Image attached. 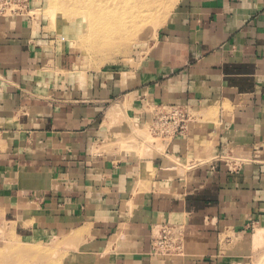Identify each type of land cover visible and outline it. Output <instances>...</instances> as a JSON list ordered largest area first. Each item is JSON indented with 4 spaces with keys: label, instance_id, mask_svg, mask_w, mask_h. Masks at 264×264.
I'll return each mask as SVG.
<instances>
[{
    "label": "crops",
    "instance_id": "obj_1",
    "mask_svg": "<svg viewBox=\"0 0 264 264\" xmlns=\"http://www.w3.org/2000/svg\"><path fill=\"white\" fill-rule=\"evenodd\" d=\"M157 1L134 66L101 73L71 25L0 17V211L95 264H243L264 227V0ZM161 107L187 114L162 153L119 146ZM165 225L171 257L151 252Z\"/></svg>",
    "mask_w": 264,
    "mask_h": 264
},
{
    "label": "rangeland",
    "instance_id": "obj_2",
    "mask_svg": "<svg viewBox=\"0 0 264 264\" xmlns=\"http://www.w3.org/2000/svg\"><path fill=\"white\" fill-rule=\"evenodd\" d=\"M38 1L40 4L36 9L29 10L27 14L34 18L50 19L45 12L50 0ZM70 1L55 0V3L59 11L63 8L67 11ZM102 7L106 9L107 19L116 22L111 28V31H114L107 35H96L93 39L89 38L86 42V44L91 45L88 47L89 51H85L81 45H78L74 33L71 44H73V48L76 49L75 51L79 56V71L101 73L133 67V56L137 55V49L140 46V31L148 25L155 27L159 19V13L164 11L163 2L157 0H102ZM62 20L59 18L58 22H62ZM50 21L52 24L57 22H53L52 19ZM66 24H68L67 21ZM160 111L161 109H158V112ZM160 131L163 132L162 127H133L132 133L120 142L121 145H119V142H114L113 145L128 148L134 155L142 157H146L152 151L162 153L167 141L165 137L167 136L163 137L164 135ZM176 163L178 164L176 167L182 168V166H188L190 161L182 166H179L180 162ZM255 227H263V225L250 227L251 233L249 235L252 234ZM157 231L158 229L154 230L153 237H158L159 233ZM177 248L174 249L173 255H163L166 250L164 246L157 249L158 253L156 255L165 257L176 255L180 248V240ZM37 252L39 256L38 254L35 255ZM0 259L4 260V263L1 264H95V256L79 246H73L68 237L54 238L42 232L27 237L22 236L21 233L16 231L13 224L8 223L1 211ZM243 264H264V241L255 248L251 246V254L243 259Z\"/></svg>",
    "mask_w": 264,
    "mask_h": 264
},
{
    "label": "bare ground",
    "instance_id": "obj_3",
    "mask_svg": "<svg viewBox=\"0 0 264 264\" xmlns=\"http://www.w3.org/2000/svg\"><path fill=\"white\" fill-rule=\"evenodd\" d=\"M45 12L46 16L52 19L53 22H58L59 18L63 19V23L67 21L68 25H71V28L73 27L76 30L75 34L78 45H81L85 51H89L88 47L90 44H86L89 38L93 39L96 35H107L113 32L114 30L111 31V28H113L112 25L116 23L107 19L108 15L106 14V9L102 7V0H71L67 11H65L64 8L59 11L55 0H50ZM182 165L183 163L180 162L179 166ZM250 241L252 248L261 245L264 241V227H255L250 235ZM37 254L38 252L35 255ZM1 263H4V260L0 259V264Z\"/></svg>",
    "mask_w": 264,
    "mask_h": 264
},
{
    "label": "built area",
    "instance_id": "obj_4",
    "mask_svg": "<svg viewBox=\"0 0 264 264\" xmlns=\"http://www.w3.org/2000/svg\"><path fill=\"white\" fill-rule=\"evenodd\" d=\"M29 10L30 0H0V17L12 18L23 16L27 15ZM160 109L161 111L158 112L154 127H162L163 132H160L164 137L182 129L183 122L187 118L186 112L179 107H161ZM158 233V237L152 236V254L156 255L158 253L157 249L165 246L166 250L163 255H173L174 249L179 245V234L177 230L170 227V225H165L159 227Z\"/></svg>",
    "mask_w": 264,
    "mask_h": 264
}]
</instances>
